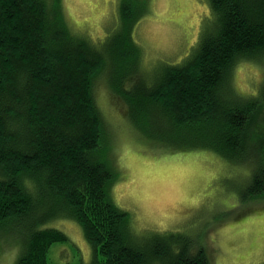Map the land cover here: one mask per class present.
<instances>
[{"label": "trees", "instance_id": "obj_1", "mask_svg": "<svg viewBox=\"0 0 264 264\" xmlns=\"http://www.w3.org/2000/svg\"><path fill=\"white\" fill-rule=\"evenodd\" d=\"M206 1L212 22L186 60L148 80L133 40L146 11L140 0H120L117 29L100 43L70 29L60 0H0V229L34 211L37 189L50 219L78 223L91 264H209L203 248L188 250L175 233L133 241L130 215L110 196L115 174L103 157L110 137L93 93L104 77L151 149H206L244 165L251 132L264 122L257 119L264 88L237 102L230 74L237 62L264 57V0ZM254 151L243 200L264 199V143ZM44 220L31 222L15 264H50V246L67 241L59 229H38Z\"/></svg>", "mask_w": 264, "mask_h": 264}, {"label": "rangeland", "instance_id": "obj_2", "mask_svg": "<svg viewBox=\"0 0 264 264\" xmlns=\"http://www.w3.org/2000/svg\"><path fill=\"white\" fill-rule=\"evenodd\" d=\"M140 1L146 11L134 27L133 40L143 50V74L151 80L167 64L186 60L201 30L212 21L206 0ZM119 3L60 0V7L73 32L100 43L117 29ZM104 81L101 77L95 82L93 93L110 137L109 154L103 155L115 174L110 196L130 215L133 241L146 244L157 233H175L189 242L188 250L203 248L209 264H264V199L242 198L258 157L254 150L264 143V122L251 132L244 165L206 149H151L125 121L123 104L109 95ZM230 87L238 94L233 97L237 102L261 94L264 57L237 62ZM260 105L264 107V100ZM258 116L264 120V108ZM32 194L34 211L17 225L14 221L0 229V264H15L25 237L35 227L31 222L41 217L46 222L37 223L38 229L53 227L67 237L66 242L50 246V264H91V247L78 223L66 217L50 219L43 195L37 189ZM36 200L42 209L37 210ZM14 229L19 232L12 235ZM5 239L15 243L6 245Z\"/></svg>", "mask_w": 264, "mask_h": 264}, {"label": "bare ground", "instance_id": "obj_3", "mask_svg": "<svg viewBox=\"0 0 264 264\" xmlns=\"http://www.w3.org/2000/svg\"><path fill=\"white\" fill-rule=\"evenodd\" d=\"M150 71V70H149ZM52 222V221H51Z\"/></svg>", "mask_w": 264, "mask_h": 264}]
</instances>
